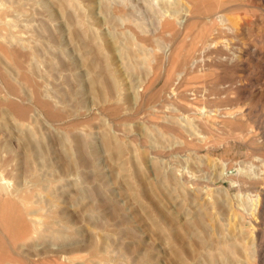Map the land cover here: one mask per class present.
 Here are the masks:
<instances>
[{"label":"rangeland","instance_id":"obj_1","mask_svg":"<svg viewBox=\"0 0 264 264\" xmlns=\"http://www.w3.org/2000/svg\"><path fill=\"white\" fill-rule=\"evenodd\" d=\"M189 1L0 0V264H264V0Z\"/></svg>","mask_w":264,"mask_h":264},{"label":"bare ground","instance_id":"obj_2","mask_svg":"<svg viewBox=\"0 0 264 264\" xmlns=\"http://www.w3.org/2000/svg\"><path fill=\"white\" fill-rule=\"evenodd\" d=\"M174 1V0H173ZM175 1H184V0H175ZM172 2V1H171ZM188 2L189 3H191L189 0H188ZM216 3V2H215ZM219 3V2H218ZM217 3V4H218ZM120 4V3H119ZM219 4L218 5H214V6H212V7H209V10L210 11H212V12H215V11H217L218 9H219ZM221 8V7H220ZM222 9H223V7H222ZM222 9H220V10H222ZM184 11L181 13H179L180 15H177V14H172V15H167L166 14V16L161 20V23L159 24V31H160V34L161 35H163V36H165V35H168L169 37L171 36L173 39L174 38H178V37H180V36H182L189 28H190V26H191V24H190V21H191V10H187V9H183ZM7 11H9V10H7ZM206 12V11H205ZM220 12H222V11H220ZM4 14V13H3ZM8 15V14H7ZM219 15V14H218ZM221 15H219V18H220V23H219V26L222 24V25H224L223 26V28H222V26L220 27V28H222L224 31L225 30H228V31H226V33L227 32H229L230 33V28H232V27H228L227 26V23H225V24H223L224 23V21L226 20V19H228V17H226L225 18V20H222V19H224V17H220ZM0 19H1V17H0ZM6 19V18H5ZM11 18H9V20H10ZM214 19V18H213ZM193 21H194V19H193ZM208 21V20H207ZM5 22V21H4ZM12 22V21H11ZM155 22V21H154ZM192 22V21H191ZM8 23V22H7ZM229 23V22H228ZM3 24V23H2ZM5 24V23H4ZM12 24V23H11ZM18 24V23H17ZM155 24V23H154ZM216 24V26H218V24L217 23H215ZM214 24V25H215ZM229 24H231V22L229 23ZM232 25H233V23H232ZM212 26H213V24H212ZM229 26H231V25H229ZM12 27V26H11ZM219 28V27H218ZM3 30V29H2ZM27 30V29H26ZM222 30V31H223ZM215 31V30H214ZM221 31V30H220ZM223 31V32H224ZM232 31H233V28H232ZM27 32V31H26ZM193 32V31H192ZM218 32V31H217ZM189 33H190V31H189ZM218 33H221V32H218ZM201 34V33H200ZM15 35V34H14ZM17 35H19V34H17ZM191 35V34H190ZM205 35V34H204ZM22 36V35H21ZM196 36V35H195ZM198 36V35H197ZM15 37V36H14ZM25 37V36H24ZM209 37V36H208ZM222 37H223V35H222ZM20 38V37H19ZM197 38V37H196ZM160 39V38H159ZM204 39V38H203ZM202 39V40H203ZM207 39V38H206ZM12 40H13V37H12ZM157 40V39H156ZM218 40V39H217ZM152 41V40H151ZM224 41V40H223ZM222 41V42H223ZM5 42V41H4ZM19 42V41H18ZM18 42H14V45H15V43L17 44ZM192 42V41H191ZM221 42V41H220ZM10 43V42H9ZM22 43H24V42H22ZM178 43V42H177ZM202 43H203V41H202ZM213 43V42H212ZM218 43H219V40H218ZM19 44V43H18ZM21 44V43H20ZM19 44V45H20ZM26 44V43H25ZM214 44V43H213ZM10 45H11V43H10ZM13 45V46H14ZM23 45V44H22ZM203 45V44H202ZM217 45H219V44H217ZM224 45V44H223ZM228 45V44H227ZM8 46H9V44H8ZM15 46H17V45H15ZM24 46V45H23ZM184 46V45H183ZM182 46V47H183ZM212 46V45H211ZM176 47L178 48L179 47V45L177 46V44H176ZM182 47H180V48H182ZM17 48V47H16ZM20 48H22V46L20 47ZM212 48V47H211ZM23 49V48H22ZM204 49V48H203ZM226 49V48H225ZM224 49V50H225ZM25 50H26V48H25ZM29 50V49H28ZM175 50V49H174ZM178 50V49H177ZM4 51H5V48H4ZM193 52H196V51H194V50H192ZM203 51V50H202ZM206 51H208V50H206ZM0 52H1V50H0ZM3 52V51H2ZM2 52H1V54H2ZM177 52V51H176ZM179 52V51H178ZM186 52V51H185ZM215 52V51H214ZM180 53V52H179ZM6 55H7V53H6ZM194 55H196L195 53H194ZM225 55V54H224ZM233 55V54H232ZM160 56V55H159ZM159 56H158V58H159ZM183 56V55H182ZM187 56V55H186ZM215 56V55H214ZM213 56V57H214ZM218 56V55H217ZM6 57V56H5ZM11 57V56H10ZM153 57V56H152ZM155 57V56H154ZM190 57H191V55H190ZM201 57V56H200ZM227 57V56H226ZM180 58V57H179ZM186 58V57H185ZM220 58H223V57H220ZM157 59V58H156ZM167 59V58H166ZM174 59V58H173ZM178 59V58H177ZM188 59V58H187ZM192 59V58H191ZM206 59V58H205ZM3 60V59H2ZM29 60V59H28ZM37 60V59H36ZM197 60V59H196ZM195 60V61H196ZM199 60H202V59H199ZM226 60V59H225ZM5 61V60H4ZM38 61V60H37ZM177 61V60H176ZM180 61V60H179ZM185 61H186V59H185ZM198 61V60H197ZM210 61V60H209ZM219 61V60H218ZM231 61V60H230ZM191 62V61H190ZM20 63V62H19ZM199 63V62H198ZM212 63V62H211ZM221 63H222V60H221ZM168 64V63H167ZM192 64V63H191ZM194 64H197V62L195 63L194 62ZM193 64V65H194ZM9 65V64H8ZM198 65V64H197ZM200 65V64H199ZM21 66V65H20ZM30 66V65H29ZM171 66V65H170ZM188 66V65H187ZM202 66V65H201ZM23 67H24V64H23ZM22 67V68H23ZM197 67V66H196ZM30 68V67H29ZM170 68V67H169ZM168 68V69H169ZM184 68V67H183ZM187 68V67H186ZM172 69V68H171ZM182 69V68H181ZM184 70V69H183ZM194 70V69H193ZM192 70V71H193ZM31 71V70H30ZM172 71V70H171ZM185 71V70H184ZM23 72V71H22ZM200 72V71H199ZM172 73V72H171ZM25 74V73H24ZM175 74V73H174ZM22 75V74H21ZM25 75H27V74H25ZM169 75H171L170 73H169ZM172 75H173V73H172ZM155 76V75H154ZM10 78H11V76H10ZM166 78V77H165ZM184 79V78H183ZM179 80V79H178ZM9 81V80H8ZM188 81V80H187ZM12 82H10V84H11ZM12 84H14V83H12ZM11 84V85H12ZM39 85V84H38ZM14 86V85H13ZM13 86L11 87V88H13ZM175 86V85H174ZM18 87V86H17ZM2 88V87H1ZM0 88V89H1ZM183 88H185V87H183ZM36 89V88H35ZM3 90V89H2ZM184 90V89H183ZM180 91H182V90H180ZM39 92V91H38ZM173 93V92H172ZM15 94V93H14ZM36 94H38V93H36ZM40 94V93H39ZM174 94V93H173ZM187 94H188V92H187ZM23 95V94H22ZM35 95V94H34ZM191 95V94H190ZM8 96H9V98H10V100L12 101L13 100V96L14 95H12V94H10V93H8ZM18 96V95H17ZM25 96V95H24ZM36 97V96H35ZM43 97V96H42ZM18 98V97H17ZM31 98V97H30ZM189 98V97H188ZM32 99V98H31ZM35 99V98H34ZM3 100V99H2ZM6 100V99H5ZM9 99H7L6 100V102L8 101ZM45 100V99H44ZM143 100V99H142ZM4 103H2V104H4V106H5V104H6V102L5 101H3ZM18 102V101H17ZM26 102V101H25ZM184 102V101H183ZM10 103H12V102H10ZM29 103V102H28ZM185 103V102H184ZM8 104V103H7ZM50 104V103H49ZM183 104V103H182ZM10 105V104H9ZM41 105V102H40V99L37 97L36 98V100H35V106L36 107H39ZM214 105V104H213ZM16 106V105H15ZM14 106V107H15ZM18 106V105H17ZM21 106V105H20ZM168 106V105H167ZM1 107V106H0ZM23 107V106H22ZM43 107V106H42ZM9 108H12L11 106L9 107ZM24 108V107H23ZM230 108V107H229ZM233 108V107H232ZM8 109V108H7ZM26 109V108H25ZM50 109H52V108H50ZM49 109V110H50ZM197 109V108H196ZM9 110V109H8ZM12 110H13V108H12ZM46 110V109H45ZM205 110V109H204ZM14 111V110H13ZM27 111V110H26ZM44 111V110H43ZM192 111V110H191ZM191 111H189V112H191ZM39 112V111H38ZM47 112V111H46ZM51 112V111H50ZM188 112V113H189ZM14 113H16L15 111H14ZM192 113H193V111H192ZM194 113H196V112H194ZM203 113V112H202ZM242 113V112H241ZM29 114V113H28ZM201 114V113H200ZM240 114V113H239ZM243 114V113H242ZM11 115H12V113H11ZM16 115V114H15ZM153 116V115H152ZM158 116V115H157ZM183 116V115H182ZM192 116V115H191ZM237 116H238V114H237ZM18 117H19V115H18ZM20 117H22V116H20ZM53 117V116H52ZM56 117V116H55ZM236 117V115L235 114H233V113H230V112H222V110H211V111H205L204 112V117H202V118H200L199 120H198V122H199V125L201 126V127H203L204 129H206L207 131H209V132H212V130H214V125H216L217 124V121H223V122H227V121H231L232 119H234ZM193 118V117H192ZM24 119H26V118H24ZM23 119V120H24ZM195 119V118H194ZM236 119V118H235ZM22 120V121H23ZM219 121V122H220ZM18 122H20L19 120H18ZM25 122V121H24ZM188 122V121H187ZM17 123V122H16ZM26 123V122H25ZM183 123H185V122H183ZM189 123V122H188ZM193 123V122H192ZM18 124V123H17ZM229 124V123H228ZM22 125V124H21ZM223 126V125H222ZM229 126V125H228ZM227 129V128H226ZM219 130V129H218ZM206 134V133H205ZM203 137H205V136H203ZM221 138V137H220ZM202 139V138H201ZM223 139H225V138H223ZM186 142V141H185ZM217 145V144H216ZM199 147V146H198ZM215 147V146H214ZM201 148V147H200ZM203 148V147H202ZM259 158V157H258ZM254 159V158H253ZM256 162H261L262 164H264V159L263 158H261V159H258V160H255ZM225 165V164H224ZM256 166V165H255ZM254 166V167H255ZM264 166V165H263ZM225 167V166H224ZM229 167V166H228ZM249 168H251V167H249ZM245 171V170H244ZM262 171V170H261ZM256 172V171H255ZM230 173V172H229ZM238 173V172H237ZM245 173H247L248 174V172H246L245 171ZM262 173V172H261ZM235 174V173H234ZM258 177H260V175L261 174H259L258 173ZM253 177V176H252ZM255 177H257L256 175H255ZM257 177V178H258ZM1 178V177H0ZM238 179V178H237ZM263 179V178H262ZM260 180V179H259ZM5 181V180H4ZM246 181H248V180H246ZM257 182V181H256ZM7 183V182H6ZM9 183V182H8ZM241 183V182H240ZM7 189H8V187H7ZM7 189H5L4 191H6ZM8 191V190H7ZM255 200H257V199H255ZM259 202H260V200H259ZM13 204V203H12ZM254 205V204H253ZM258 206V205H257ZM255 209H256V207H255ZM258 210V209H257ZM255 212V211H254ZM253 212V213H254ZM258 212V211H257ZM256 212V213H257ZM260 212V211H259ZM258 212V213H259ZM255 215V214H254ZM255 216H257V215H255ZM37 220V219H36ZM42 222V221H41ZM38 227H39V225H38ZM39 229H40V227H39ZM56 231V230H55ZM24 238V237H23ZM5 240H7V239H5ZM7 243H9V242H7ZM256 243V242H255ZM252 244V243H251ZM255 245V244H254ZM10 246V245H9ZM253 249V248H252ZM8 250H9V248H8ZM12 250V249H11ZM13 251V250H12ZM251 251V250H250ZM251 254V253H250ZM2 255V254H1ZM5 256V255H4ZM3 258V257H2ZM63 258V257H62ZM63 260V259H62ZM2 263V262H1ZM3 264V263H2ZM44 264V263H43ZM256 264V263H255Z\"/></svg>","mask_w":264,"mask_h":264}]
</instances>
